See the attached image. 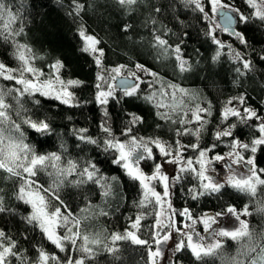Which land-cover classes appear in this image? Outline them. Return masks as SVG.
I'll list each match as a JSON object with an SVG mask.
<instances>
[{
  "label": "snow or ice",
  "instance_id": "6c2138e0",
  "mask_svg": "<svg viewBox=\"0 0 264 264\" xmlns=\"http://www.w3.org/2000/svg\"><path fill=\"white\" fill-rule=\"evenodd\" d=\"M117 4L124 14L139 7L138 0H117ZM93 7L91 0L87 4L72 0L69 12L78 21L79 51L90 56L96 66L94 99L103 113L100 135L89 134L85 127L72 129L76 139L74 151L82 153L76 156L68 152L62 138L60 151H38L37 145L30 142L29 130L38 137H46L53 131L48 113L41 115L39 111L43 108V98L69 107L88 103L87 99H78L72 90L85 81L78 77L65 78L61 73L65 61L59 57L51 59L45 71L37 61L43 60L46 54L18 39L25 33L20 9L7 0H0V40L11 44L10 55L16 60L15 66L0 60V170L6 180L17 178L13 196L27 206L23 220L31 226V231L39 230L42 240L58 250L46 249L34 241L28 231H23L21 238L31 244L36 253L30 258L20 239L14 238L10 230L0 228V264H90L100 245L117 260L118 241L148 245L150 264H158L157 258L163 257L166 250L171 253L168 264H183L177 253L183 255L188 250L200 264H208L206 258L215 257L220 258L221 264H264V229L257 232L250 228L248 219L242 218L252 212L264 213V166L258 164L256 156L258 151L264 154V111L248 103L246 92H239L220 102L215 128H207L213 101L169 79L159 66L154 68L141 62L137 58L140 53L125 52L130 61L127 63H107V48L97 34L88 31L82 15ZM152 11L156 15L149 14L146 19L151 21L149 43L153 58L164 66L171 63L172 75L178 79H183L186 72L200 63L198 57L193 64L185 51L186 41L191 36L186 30L190 27L186 17L193 14L202 24L200 30L211 40V61L218 62L226 50L228 59L235 62L234 85L240 83V77L255 71L257 62L264 64V47L251 48L246 34L251 23L264 25V0H241L239 6L235 0H160ZM132 19L129 16V21ZM132 32L133 23L121 25V34L134 47L137 41L133 40ZM218 32L235 38L249 51L237 49L231 39H222ZM169 34L175 35L177 40L170 41ZM143 40L140 36L139 41ZM140 99L150 104L155 116L165 122L164 125L157 123V129L162 130L166 125L174 131L171 143L160 135L142 134L147 125L146 117L123 107L121 111L125 116L119 133L114 130L110 102L127 104ZM186 99L201 102L189 104ZM260 103L264 104V100ZM238 123L249 127L250 139L243 140L236 135L234 129ZM177 124L179 126L174 127ZM252 129L258 130V134ZM202 130L210 131V142L201 144ZM191 137H195L194 142ZM89 148L98 150L104 163L115 166L121 175L109 174L110 169L103 168L100 160L85 153ZM42 171L47 174V180L40 176ZM122 176H126L135 189L138 199L134 198L132 204L137 211L134 216L125 217L127 227L112 231L107 238L109 242H105L100 231L89 232L82 222L93 214L108 216L110 212L93 204L87 196L86 203L74 212L70 207L72 189L93 185L92 190L98 191L101 203H108V198L115 195L114 188L122 191ZM229 188L246 194L249 202L240 209L225 203L220 211H203L199 215L186 204L181 207L174 204L176 191L196 201L206 195L223 196ZM2 193L0 189V213H16L18 209L10 208ZM249 204L254 207L250 209ZM146 215L152 216V223L147 238H142L141 222ZM230 220L231 225L227 226ZM197 224L203 225L204 235L196 230ZM218 237L236 241L235 254L228 253L225 241ZM170 240L171 248L168 247Z\"/></svg>",
  "mask_w": 264,
  "mask_h": 264
},
{
  "label": "trees",
  "instance_id": "16d2710c",
  "mask_svg": "<svg viewBox=\"0 0 264 264\" xmlns=\"http://www.w3.org/2000/svg\"><path fill=\"white\" fill-rule=\"evenodd\" d=\"M7 2L15 8H19L23 17L25 33H22L18 39L30 43L34 50L46 54L44 59L38 60L37 63L45 71H48L47 64L51 59L59 57L65 61V67L61 69V73L65 78L69 76L78 77L85 81V84L73 87L72 90L76 92L78 99H87L88 103L86 104L69 107L67 105H60L59 101L43 98V108L39 111L41 115L44 112L48 113L53 131L46 137H38L34 131L29 130L30 142L37 145L38 151H60V140L62 138L68 152L79 156L82 153L74 151L76 139L72 133V129L74 127H85L88 129L89 134L94 136L100 135L99 122L103 113L94 99L95 89L93 88V84L96 66L90 56L79 51V38L76 33L78 21L74 20L73 15H69V12L72 10V0H7ZM81 2L87 4L89 0H81ZM138 2L139 7L136 11L124 14V10L118 6L117 0H91L94 7L90 11L86 10L82 13L88 31L97 34L107 48L108 64L130 62L129 56L124 55L125 52H129V55L140 53L137 58L141 62L154 68L159 66L169 79L176 80L184 87L195 91L199 97H206L213 101V113L211 117H208L210 124L206 126L209 129L215 128L214 121L217 116V109L220 107V102L228 96L237 95L239 92H246L248 103L257 107L258 110L264 111V104L260 103L261 100H264V64L257 62L255 71L248 72L246 77H240V83L234 85L233 80L237 77L234 71L235 62L228 59L226 50L218 62L213 63L211 61L213 50L211 40L200 30L202 24L196 21L193 14L190 17H186L190 25L186 30L191 33V36L186 41L185 51L190 56L193 64L196 63L198 57L200 63L191 72H186L183 79H178L172 75L171 63L164 66L154 60L149 43L151 39V21L150 19H146V17L149 14L156 15L152 11V7L157 5L160 0H138ZM226 2H232V0H226ZM235 3L239 6L241 0H235ZM129 16L133 18L131 21H129ZM161 19L164 20V23H168L167 19L163 17ZM124 22L133 23L132 36L133 40L137 41L134 47L121 34V25ZM169 27H172V25H169ZM246 34L249 37L251 48L264 47V25H261L259 22L251 23L247 28ZM140 36L144 37L143 41H139ZM169 38L170 41L177 40L175 35L169 34ZM227 38L231 39L233 46L237 49L249 51V49L243 48L235 38H230L228 34ZM141 44L143 45L142 48L140 47ZM10 52L11 44L0 40V60H3L10 66H15L16 60L10 55ZM252 54L255 56V53ZM132 62L134 63V61ZM185 102L194 104L201 102V100L186 99ZM203 102L206 104V100ZM53 105L59 106L53 107ZM122 107L138 111L146 117L147 125L142 134L160 135L162 139L169 141V143L175 138L174 131H170L166 125L162 130L156 128L157 123L164 125L165 122L155 116V109L143 99L133 100L127 104L124 101H121L120 104L110 102L109 114L115 120L113 128L117 134L120 130L119 125L125 116V113L121 111ZM68 117H71V119H68ZM13 118H16L14 113ZM109 122L111 123L112 121ZM178 126V124L174 125V127ZM234 131L243 140L251 138L249 136V127L244 124L238 123ZM252 131L258 134V130L252 129ZM187 139L186 137L185 142H187ZM191 139L193 142L195 141V137H191ZM37 140H39L38 144ZM211 140L210 131L202 130L201 144L206 141L210 142ZM220 147L223 148L224 146L221 145ZM84 151L88 155L100 160L103 168L110 169L109 174L115 173L116 175H121L115 166H109L104 163V157L98 155V150L89 148ZM256 156L258 164L264 166V154L258 151ZM40 176L43 180L48 179L47 174L43 171L40 173ZM188 179H191V177H188ZM192 182L196 183L195 180H192ZM16 183L17 178L13 177L6 180L5 173L0 170V189H3L2 194L5 195V203L10 208L18 209L16 213L12 214L0 213V228L10 230L14 238L20 239L21 245L27 248L30 258H34L36 253L33 246L21 238L20 233L23 231H28L33 240L43 244L46 249L55 250L54 246L42 240L39 230L35 232L31 231V226L27 225L23 220V215L26 214L28 209L23 202L17 201L13 196ZM121 183L122 191L120 188H114L115 195L108 198V203H101L98 191L92 190L95 189L93 185H84L80 189H72L74 196L70 207L74 212L79 210V206L86 203L85 196L91 199L93 204H99L110 212L108 216L93 214L86 221L82 222L85 230L89 232L100 231L105 242H109L107 238L112 231H122L127 227L128 224L125 217L129 214L134 216L137 211L132 204L134 198L138 199L134 187L126 176H122ZM178 188L179 185H177ZM173 200L176 207L186 204L195 215H199L203 211H220L225 203H232L240 209L244 204L249 202V197L244 193L229 188L223 196L215 194L211 196L206 195L198 198L196 201H192L190 197H185L182 192L176 191ZM249 207L251 209L254 205L249 204ZM147 210L151 212L150 208H147ZM95 211L98 212V209ZM248 220L250 228H254L257 232L264 229V213L252 212L248 216ZM151 223L152 216L146 215L141 222L140 234L142 238H147L146 234L149 232ZM58 230L62 234V230ZM224 241L226 251L230 254H235L237 242L231 240V238H225ZM117 243L120 245L119 259L114 260L112 255L104 251L103 246L100 245L97 246L99 251L90 264H150L147 252L148 245H134L130 241H118ZM55 251L58 252V250ZM59 254L63 256V253ZM177 256L183 260V264H200L191 255L190 250L185 251L183 255L177 253ZM206 259L208 264H221L219 257Z\"/></svg>",
  "mask_w": 264,
  "mask_h": 264
},
{
  "label": "rangeland",
  "instance_id": "374dc122",
  "mask_svg": "<svg viewBox=\"0 0 264 264\" xmlns=\"http://www.w3.org/2000/svg\"><path fill=\"white\" fill-rule=\"evenodd\" d=\"M218 34L221 36V38L222 39H224V40H229L228 38H227V34L226 33H220V32H218ZM171 166L169 165L168 166V171H170L171 172ZM158 189H159V186H158ZM242 218H244V219H248V216H245V217H242ZM221 219H223V218H221ZM231 220H234V217L233 218H231ZM231 220L228 222V225L227 226H230L231 225ZM183 225H181V227H182ZM196 230L201 234V235H204V231H203V225L202 224H197V228H196ZM173 236L175 237V233H173ZM218 238H220V239H225V237H218ZM171 246H172V241L170 240L169 242H168V247L169 248H171ZM155 248V245H153V249ZM171 257V253L169 252V251H165V254H164V256L163 257H159V258H157V260H158V264H168V260H169V258Z\"/></svg>",
  "mask_w": 264,
  "mask_h": 264
}]
</instances>
